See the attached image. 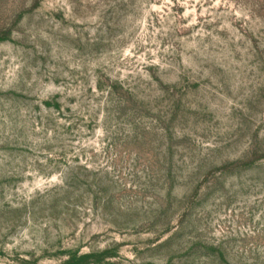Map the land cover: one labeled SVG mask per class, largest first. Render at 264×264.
Here are the masks:
<instances>
[{
	"label": "rangeland",
	"instance_id": "374dc122",
	"mask_svg": "<svg viewBox=\"0 0 264 264\" xmlns=\"http://www.w3.org/2000/svg\"><path fill=\"white\" fill-rule=\"evenodd\" d=\"M0 264H264V0H0Z\"/></svg>",
	"mask_w": 264,
	"mask_h": 264
}]
</instances>
